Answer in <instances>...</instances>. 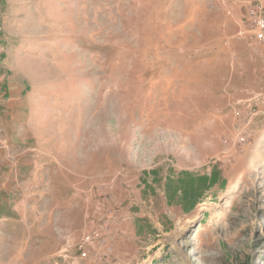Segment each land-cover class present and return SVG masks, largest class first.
I'll list each match as a JSON object with an SVG mask.
<instances>
[{
	"label": "rangeland",
	"instance_id": "374dc122",
	"mask_svg": "<svg viewBox=\"0 0 264 264\" xmlns=\"http://www.w3.org/2000/svg\"><path fill=\"white\" fill-rule=\"evenodd\" d=\"M249 1L0 0V264H264Z\"/></svg>",
	"mask_w": 264,
	"mask_h": 264
},
{
	"label": "built area",
	"instance_id": "2783aa9c",
	"mask_svg": "<svg viewBox=\"0 0 264 264\" xmlns=\"http://www.w3.org/2000/svg\"><path fill=\"white\" fill-rule=\"evenodd\" d=\"M250 1L248 9L249 29L258 41L264 42V5L261 0ZM240 138L243 140L244 136H241ZM91 238L92 237H86V242H91ZM79 254L80 257H85L88 254V250L83 249Z\"/></svg>",
	"mask_w": 264,
	"mask_h": 264
},
{
	"label": "crops",
	"instance_id": "0c3cea01",
	"mask_svg": "<svg viewBox=\"0 0 264 264\" xmlns=\"http://www.w3.org/2000/svg\"><path fill=\"white\" fill-rule=\"evenodd\" d=\"M251 105V104H250ZM253 118H251L250 120H252Z\"/></svg>",
	"mask_w": 264,
	"mask_h": 264
}]
</instances>
